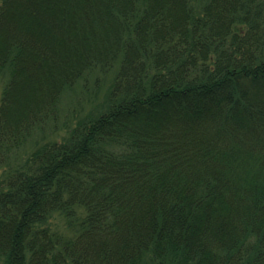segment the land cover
I'll list each match as a JSON object with an SVG mask.
<instances>
[{
	"label": "trees",
	"instance_id": "1",
	"mask_svg": "<svg viewBox=\"0 0 264 264\" xmlns=\"http://www.w3.org/2000/svg\"><path fill=\"white\" fill-rule=\"evenodd\" d=\"M0 76V264H264V0H0Z\"/></svg>",
	"mask_w": 264,
	"mask_h": 264
},
{
	"label": "rangeland",
	"instance_id": "2",
	"mask_svg": "<svg viewBox=\"0 0 264 264\" xmlns=\"http://www.w3.org/2000/svg\"><path fill=\"white\" fill-rule=\"evenodd\" d=\"M111 78L110 73L96 69L86 79L80 80L75 86L64 91L57 117L58 133L52 137L58 139V137L65 135V130H63L65 125H73L77 118L101 113L106 105L105 100ZM5 82L6 79L0 76V99ZM47 131L49 133L51 130L47 129ZM49 225L52 226V229L59 228L61 231L64 229V223L59 217L50 220Z\"/></svg>",
	"mask_w": 264,
	"mask_h": 264
}]
</instances>
